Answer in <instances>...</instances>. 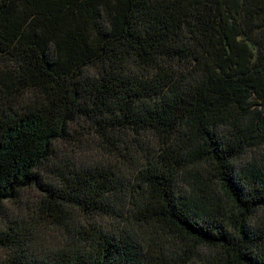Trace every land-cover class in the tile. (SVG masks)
<instances>
[{
    "label": "trees",
    "instance_id": "obj_1",
    "mask_svg": "<svg viewBox=\"0 0 264 264\" xmlns=\"http://www.w3.org/2000/svg\"><path fill=\"white\" fill-rule=\"evenodd\" d=\"M3 217L0 264H264V0H0Z\"/></svg>",
    "mask_w": 264,
    "mask_h": 264
},
{
    "label": "rangeland",
    "instance_id": "obj_2",
    "mask_svg": "<svg viewBox=\"0 0 264 264\" xmlns=\"http://www.w3.org/2000/svg\"><path fill=\"white\" fill-rule=\"evenodd\" d=\"M33 196H34L33 193L29 194L28 199L32 200V199H33ZM8 211H9V216H10V218H13V216L16 215V212H15L12 208L8 207ZM6 218H7V217H6ZM5 222H6V219H4V217H3L2 219L0 218V223L4 224ZM49 240H51L52 242H53V241L55 242V239L52 240L51 238H49ZM51 241H49L50 244H52ZM1 255H2V253H1ZM1 255H0V257H1Z\"/></svg>",
    "mask_w": 264,
    "mask_h": 264
}]
</instances>
